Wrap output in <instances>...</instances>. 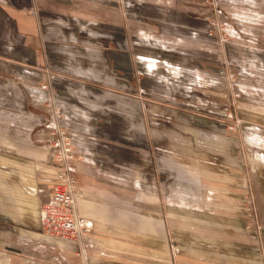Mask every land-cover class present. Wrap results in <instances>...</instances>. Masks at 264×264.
Instances as JSON below:
<instances>
[{
  "label": "crops",
  "instance_id": "obj_1",
  "mask_svg": "<svg viewBox=\"0 0 264 264\" xmlns=\"http://www.w3.org/2000/svg\"><path fill=\"white\" fill-rule=\"evenodd\" d=\"M169 1L0 0V264H264V0H213L228 42L201 0ZM217 57L239 77L233 136L209 116L230 91ZM38 63L85 110L62 122L91 230L76 242L41 231L59 167L22 68Z\"/></svg>",
  "mask_w": 264,
  "mask_h": 264
},
{
  "label": "rangeland",
  "instance_id": "obj_2",
  "mask_svg": "<svg viewBox=\"0 0 264 264\" xmlns=\"http://www.w3.org/2000/svg\"><path fill=\"white\" fill-rule=\"evenodd\" d=\"M174 2V0H170L169 2ZM206 0H201L200 1V5H198L197 7L199 8L200 11V6H202L205 10H206V18H207V30H206V34L207 36H217V33L220 32L221 34V41L222 42H228L229 40V36L227 33H225L223 31V29L221 28L222 25H220L218 19H217V15H216V10L214 8H216V3L213 0H208L209 2H205ZM201 14V12H200ZM133 30V29H131ZM134 48H136L135 46H133ZM132 48V46H131ZM132 50V49H131ZM150 52H148V55ZM161 51L156 54L153 55V57H159L161 58ZM216 64H221V66H219L216 70V73L220 76V78L222 80H225L228 88H230L229 92H223L220 93L221 98H224L226 101L223 103V108L220 110V115L218 113H215V111L217 112L216 109L214 112H211L209 114V116L213 117V118H217L220 119V121L224 124L225 126V132L227 135H231L233 136L234 133H237L239 131V129L241 128V122L239 120V118L236 115V102L240 97L239 92H234L233 91V86L237 83V81L239 80L238 75L236 74V72L228 69L227 66L224 65V60L222 58H218L215 61ZM24 70L33 73L31 78L28 79H33V81L35 82V84H37L38 88L46 93V96H44L42 99L43 101H45L43 103V108L42 109H33V112L35 113V116L38 115V113H42L45 115V117H47V122H46V127H47V131H48V141L46 142L50 152H51V162H56V160L58 159V157L60 158V154L62 153L63 150H67V148H69V152H70V157H68V162H70V165L76 160V151L75 148L72 144V140L74 137V133H77V131H75L74 129H70L68 126H64L62 124L63 121H72L75 122L76 119L78 118V115L81 114H85V110L79 109V108H67L63 103L61 102H57L54 100V96L56 95V83L59 80H62L64 78L58 76L55 72H53L47 65H45V63H38L36 65H34L33 67H22ZM27 77H25L24 79H26ZM238 79V80H237ZM92 86L94 87H101L100 85L97 84H92ZM210 96H212L211 93H209ZM215 94V95H214ZM214 96H217L218 93L214 92L213 93ZM210 101V99H209ZM212 111V110H210ZM213 113V114H212ZM215 114V116H214ZM94 119H95V123L97 125H100L101 123H104L106 121H104L102 118H100V116L94 115ZM52 127L55 128V130L52 129ZM61 131L60 135H54L51 136L50 132L51 131ZM59 171V169H58ZM57 171V172H58ZM69 174L71 175V171H72V165H71V169L69 170ZM56 172V174H57ZM54 176V182L51 185L50 188V193L48 195V197L46 198V200L44 201V203L49 199L51 191H52V187L55 185H60L62 187L64 186H68L71 183V192H72V196H73V208H74V194H73V189L75 186V178H73V181H69L64 179L62 181H58L56 179V175ZM65 175V174H64ZM72 178V177H71ZM245 205L246 206H251V200L249 195L247 197H245ZM42 206V205H41ZM41 208V207H40ZM40 211V210H39ZM74 214L76 217H80L83 218L79 215H77L75 213V209H73ZM252 213L249 211L247 214V218L251 219L252 218ZM86 223L88 224V221L83 218ZM250 225L248 224L246 226L247 229H250ZM89 226V225H88ZM91 231V230H90ZM90 234V232H89ZM88 234V235H89ZM87 235V236H88ZM86 236L82 237L81 239L85 238ZM80 239V240H81ZM65 241V240H64ZM79 241V240H77ZM70 242V241H67ZM76 242V241H75Z\"/></svg>",
  "mask_w": 264,
  "mask_h": 264
},
{
  "label": "built area",
  "instance_id": "obj_3",
  "mask_svg": "<svg viewBox=\"0 0 264 264\" xmlns=\"http://www.w3.org/2000/svg\"><path fill=\"white\" fill-rule=\"evenodd\" d=\"M205 2L209 1L206 0ZM52 129L55 130L54 127ZM56 134L60 135L61 131L50 132L51 136ZM68 157H70L69 148L63 150L60 158L58 157L55 162L59 167V171L56 174L58 181L64 179L68 180V182L73 181V177L69 174L71 165L67 160ZM71 187V183L64 187L58 184L52 187L49 199L40 208L39 221L44 235L75 242L87 236L90 228L83 218L76 217L74 214Z\"/></svg>",
  "mask_w": 264,
  "mask_h": 264
}]
</instances>
